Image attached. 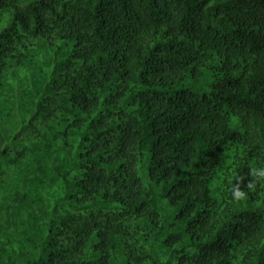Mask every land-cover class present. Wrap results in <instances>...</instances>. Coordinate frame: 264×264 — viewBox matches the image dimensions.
<instances>
[{"label":"trees","instance_id":"1","mask_svg":"<svg viewBox=\"0 0 264 264\" xmlns=\"http://www.w3.org/2000/svg\"><path fill=\"white\" fill-rule=\"evenodd\" d=\"M27 39L47 62L9 142L61 127L0 264H264V0H0V66Z\"/></svg>","mask_w":264,"mask_h":264},{"label":"rangeland","instance_id":"2","mask_svg":"<svg viewBox=\"0 0 264 264\" xmlns=\"http://www.w3.org/2000/svg\"><path fill=\"white\" fill-rule=\"evenodd\" d=\"M22 33H20V36ZM24 40L26 47L16 46L13 50V60L0 66V150L5 148V155L0 160V175L5 181H0V249L16 248L20 244L28 245V239L16 236L8 224L7 212L1 206L11 204L14 191L34 190V178L38 166L43 164L41 156L51 139V128H60L55 120L36 124L39 132L26 128L12 140L10 120L18 112L28 117L34 109L36 90L43 83L44 70L47 62L42 50L43 42L36 39ZM24 47V48H22ZM16 57H18L17 60ZM19 113V112H18ZM59 151L60 158L65 162V155ZM46 165V163H44ZM225 168L222 170V172ZM146 231L140 234H145ZM0 250V251H1ZM1 260V259H0Z\"/></svg>","mask_w":264,"mask_h":264},{"label":"clouds","instance_id":"3","mask_svg":"<svg viewBox=\"0 0 264 264\" xmlns=\"http://www.w3.org/2000/svg\"><path fill=\"white\" fill-rule=\"evenodd\" d=\"M252 176L254 177H257L258 179L260 180H264V168H260V169H252L251 170V173H250ZM255 183V181H250L249 182V187H252L253 184ZM246 193L244 191H242L239 186H237L235 189H234V192H233V196L236 200H242L246 197Z\"/></svg>","mask_w":264,"mask_h":264}]
</instances>
